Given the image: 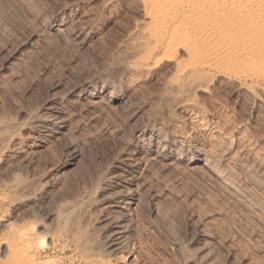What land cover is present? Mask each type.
I'll list each match as a JSON object with an SVG mask.
<instances>
[{
    "label": "bare ground",
    "instance_id": "6f19581e",
    "mask_svg": "<svg viewBox=\"0 0 264 264\" xmlns=\"http://www.w3.org/2000/svg\"><path fill=\"white\" fill-rule=\"evenodd\" d=\"M117 1L123 10L128 12L134 6L140 15L125 30L112 60L120 63L123 75L145 72L149 76L154 82L149 83L154 86L148 90L152 91L150 105L145 109L134 100L139 82L136 74L121 80L115 73L111 80L83 79L61 91L54 86L45 98L31 104L28 98L29 106L24 108L19 103L20 107L15 106L17 99H5L7 108L5 105L6 109L0 111V169L6 171L10 182L13 205L22 209L29 203L35 206L45 201L49 195L48 200L52 198L59 171L75 165L83 154L76 141L78 118H105L96 127L101 129L88 131V138L92 143L104 136L112 138L115 147L101 161H90L94 171L90 170L92 174L86 175L78 191H71L72 195L64 192L60 199L55 192V200H49L51 204L58 200L54 209L46 206L45 211L37 204L51 223H42L41 218L37 223L39 234L33 236H49L53 227L59 228L63 240L58 257L62 264H118L131 257L139 262L145 231L150 228L179 255L182 264L224 263L225 255L239 261L242 250L252 258L258 251L256 260L264 264V154L254 149L255 139L254 143L252 138L248 141L244 130H250V137L262 139L264 131L261 134L258 128L259 118L242 113L239 107L250 103L264 121V0H103V8ZM17 2L20 6L24 1ZM24 5L25 14L30 16L28 6L32 5ZM43 15L32 17L36 30L5 49L0 69L13 66L14 59L22 56L25 48H34L41 37L59 35L75 21L69 15L54 13L52 21L47 22L48 16ZM77 27L76 36L82 39L85 35ZM223 94L234 98V122L229 113L225 115L227 111L223 114L215 105L216 97ZM60 145L67 164L56 168L58 164L50 163L25 171L27 164L24 168L21 162L28 156L42 155L44 161L43 156L48 157L45 152L51 154ZM180 216L184 227L195 224V239L188 232L177 236L171 232L173 221ZM138 218L148 226L142 221L139 225ZM43 237L38 239L42 241ZM31 238L32 234L23 233L20 242L10 245L17 259L20 254L29 260L42 255L30 253ZM65 248L74 256L67 255ZM48 253L44 250L43 254Z\"/></svg>",
    "mask_w": 264,
    "mask_h": 264
},
{
    "label": "rangeland",
    "instance_id": "374dc122",
    "mask_svg": "<svg viewBox=\"0 0 264 264\" xmlns=\"http://www.w3.org/2000/svg\"><path fill=\"white\" fill-rule=\"evenodd\" d=\"M7 1L8 0H0V4H1L0 5V16L2 17V19L0 17V37H1L0 38V51H1L0 57H2V58L4 56V55L1 56L2 53H4V51L6 52L5 49H7V48L9 49L11 46L16 45L19 42V40L23 39L27 35V33L30 30L35 28V23L33 21L34 20L33 18L36 19L37 17H41V16H44L43 14H46V17L47 16L48 17L47 18L43 17V18H45L47 22H50V21H52L51 15L54 13H57V14L62 15V16H64V15L68 16L69 15L68 17H70L71 20L74 19L75 21L72 20L74 24L71 22L72 24L71 23L69 24L70 27L69 26L65 27L63 33L61 32V33H59V35L55 36V34H48V35L41 37L36 44L37 46L35 45V47L32 49H30L29 47L25 48L22 56H20L18 59H14L15 62L12 60L13 66L11 64H10L11 67H10V65H8V66L4 65L0 69V84H1L0 89L1 90L3 89L2 91L0 90V96H2V97H0V111H1V109H2V111H4L3 109L5 108V105H6L5 99H8V100H16L17 99L16 100L17 104L15 103V101H13L15 103V106L17 108H18V106L20 107V105H18V103H19V104H21V107L24 108V107H27V105L29 106L30 100L28 98H30L32 100V102H30V104L33 103V101L34 102L38 101L39 98L40 99H42L43 97L45 98L49 94V91H51V89L54 88V86L57 88V91H61L62 89H66L69 86L80 83L83 79H91L94 77H101V78L108 79V77H109L108 80H111L113 78L112 76H114V73H115V75L117 74L119 77H121V80H123L124 76L125 77L127 75L132 76V74H129V73L128 74L124 73V75H123L122 68H119L120 63L118 61L113 62V60H112L114 58V57L112 58V56H115L114 52H116V50H117L116 48L119 47L121 40H123L122 39L123 35H125L126 31H128L127 30L128 28L130 29L132 27V26L129 27V25L133 24L134 21L139 19L138 15H140V14L138 12H136L132 3H130V4L133 6L132 8L135 11H133L131 8V10H129L130 13H128L129 11L127 12V11L123 10V7L120 5L121 2H119V1H117L118 3L114 2L113 4H111L109 6H105V8H103L104 7L103 2H102L103 0H35V1L34 0H32V1L31 0H28V1L23 0L24 2L20 6H19L17 0H15L16 2H14V0H9L8 2ZM32 2H33V4H32ZM36 2H38L39 4H35ZM27 3L28 4L30 3V5H32V6L31 7L28 6ZM24 4H26L28 6V12H30L29 14H31L30 16L25 14V10H27V9H25L26 6ZM34 7H36V8H34ZM23 9H25V10H23ZM41 13H42V15H41ZM34 16H36V17H34ZM133 18H136V20ZM87 21H88V23H87ZM80 24L81 25L83 24L84 27L83 28L80 27L79 26ZM77 26H79L80 28H78ZM72 27H73V29H71ZM74 27H77L78 29L77 28L76 29L80 30L81 35L83 34L82 36L85 35L82 39H79L80 37L76 36V33H75L76 30L74 29ZM11 29H12V31H11ZM36 29L37 28H35V30ZM71 34H75V36L71 35ZM11 38H13V39H11ZM47 39H48V41H47ZM83 41H84V43L86 42L85 45L82 44ZM2 58H0V61H2ZM117 62H118V64L115 65V63H117ZM113 63L115 66L113 65ZM12 68H14V69H12ZM15 69H17V70H15ZM112 69H115V71L117 70V72H115V71L112 72ZM118 69H120V70H118ZM9 70L14 72L13 76L11 75L12 73H11V71L9 72ZM118 71H119V73H118ZM15 72H17V73L15 74ZM18 72H19V76L17 75ZM135 74H136V77H135ZM135 74L132 77H135V79L139 80V82L137 83L138 86L136 87L137 89L135 92V94L137 96L134 98V100L140 102V103L137 102V103H139V104H137L138 106L141 105V106H143V108L146 109V107L148 108V106L150 105V101H149L150 98L149 97H151V94H149V93H151L152 91L151 92H149V91L153 90L154 86H152V85H154V82H151V80H149V76L145 72L143 74H142V72H140V74L139 73L138 74L135 73ZM105 75H107V77ZM11 78H13V79H11ZM11 82H14V83H11ZM150 82L152 85L149 84ZM120 83H121V81H120ZM120 83H117V85L119 84L118 86H121L122 83H121V85H120ZM140 85H142V86H140ZM147 86H148V89H146ZM2 93L5 94L6 98H4ZM7 94H8V97H10V98L7 97ZM10 95L12 96V98ZM225 95H227L228 98L225 97ZM223 96H224V98H223ZM223 96L220 95V96L216 97V102L218 100H220L221 102H219V101L217 103L215 102V105L217 106V108L221 109L220 110V111H222L221 113L224 114L227 111L225 113V115L227 113H229V114H227V116H229V118H230L233 114H235L233 109H232L233 108L232 106L235 105L234 102H232V101H234V98H233V96H231L232 98L229 99L230 98L229 94H223ZM143 98L144 99L147 98V100L144 101ZM218 98H220V99H218ZM223 99H224L225 103L222 102ZM225 100L227 101V104H226ZM26 101H28V102H26ZM229 101L232 103H230ZM143 102H145V103L143 104ZM222 103H223V105L226 104L224 106H227V107H224L222 105ZM244 104L239 106V107H241V109H243L241 112L250 116V117L257 118V119L259 118L258 120L257 119H255V120H257L259 122L258 124L261 127L259 126L258 128L262 134V132L264 131V126H263L264 121L260 120L262 118L259 117L260 115H259L258 109L255 106H251L250 103H244ZM219 105L220 106L222 105V107L220 108ZM229 107H231V108H229ZM6 108H7V105H6ZM256 115H258V116H256ZM81 116L83 117V115H81ZM81 116L79 119L78 118L79 116L77 115L78 120H80V121H78L79 122L78 126H80V127H78V129H77L78 131L75 132L78 136L76 134L75 135L77 137L76 141L79 144V146L81 147V150L83 153L82 154L83 158L82 157L79 158L78 162L75 163V165H71V166H68L67 168H63V170H65V172L64 171L60 172V171H62V170H60L59 174L57 173L59 177L57 176L56 180L58 179L57 183L58 182L59 183L56 185V186H58V187H56L57 189H55V191H53L54 194L57 191L55 194V196H57L56 197L57 199L64 197L65 196L64 192H66L65 194H67V195H72V194H69V193H71V191H72V193L78 191V189H80V187H81L80 185L82 184L83 179L85 181V179H87L92 174V172L94 171L93 170L94 167L92 168L91 166H93V165H91V164L98 162V160L101 161V159H104V157L107 155L106 153H108L110 148L113 149L115 147V144H114L115 139L113 140L112 138H108V137L104 136V138H101V139L98 138L99 140H94V143H92V139L88 138V131L90 129H93V127H95V128L99 127L100 124H102L103 119L105 121V118H103V119L99 118L100 119V121H99V119L98 120L97 119H91L90 116L84 115L83 118ZM232 117L233 118H230V119L233 122L235 121L234 119L237 120L236 115L232 116ZM74 120H75V118H74ZM74 120H73V122H75ZM260 128H262V129H260ZM98 129H101V127ZM247 130L248 129L244 130V133L246 131V133H245L246 139L248 141H250L249 139L252 138L251 142H253V143H254L253 140L255 139L256 144L254 143V145H255L254 149L256 151L258 149V153L261 151L260 154H264V142H263L264 139H262L260 136L258 137L256 135H255L256 138H254V136L250 137L253 134L250 132V130L248 132H247ZM260 132H258V133H260ZM248 134H250V135H248ZM257 138H259V140ZM96 144H97V146H96ZM112 146H113V148H112ZM51 154H50V152L49 153L45 152L44 155H46L48 157L46 159L45 156H43L44 161L42 160V155L40 157L38 155L28 156V158L26 159L27 161L23 160L21 162V164L23 163V167L25 166V164H27L25 166V167H27V169L24 167L25 171L29 170L30 172H32L35 169V167L37 169V168L42 167L43 165L49 166L51 164H53V165L58 164L59 166L56 168H59V167L63 166L64 164H67L65 159H64V156H65L64 155L65 154L64 148H62L61 145L54 148V150H52ZM34 156H35V159H34ZM37 157H38V159H36ZM90 161H92L93 163L92 162L90 163ZM38 164H39V166H38ZM29 165L31 166V168L32 167L33 168L31 169ZM20 167L23 168L22 166H20ZM86 167H88V168H86ZM90 170L92 171L91 174L89 173ZM1 171H3V172L0 173L1 174L0 179H1V177L2 178L5 177L6 179H3V181L4 180L5 181L7 180V181L3 182L2 179L0 180V182L1 181L3 182V183H0V239H1V241H0V264H20V263L21 264H26V263L27 264H51L52 261H53L52 264H54V263L55 264H62L60 257H58L62 254L60 243H62V240H63V238L61 237V234H59L60 233L59 228L53 227L52 233L49 236H45V237L42 236L43 237L42 241L39 240L42 238L41 236L38 235L39 239L33 236L39 230L38 225H37L38 221L41 222L43 220L42 223H47V224H48V222L51 223L49 221L50 219H48L44 215L45 211L48 210V209H46V206H47V208L53 206V208L52 207L51 208L54 209L56 207V205L54 203L58 200H56L54 203L52 202V204H51V201L49 202V200H51V199H52V201L55 200L54 194L51 193L53 195H52V198H50L49 200H48V197H50V195L47 197V199L45 201H42L40 203H35V206H33L34 203H29L30 205L29 204L28 205H29L30 209L28 208V205L22 207V209L16 208L13 205V200H12L14 197L9 192L10 191L9 190L10 182L8 181L6 171H4V169H0V172ZM23 171H22V174L25 175L24 174L25 171L24 172ZM4 174L6 176H4ZM86 175L88 177H86ZM83 184H82V186H83ZM10 199H11V202H10ZM37 204L39 206L42 205L41 208L45 207L44 208L45 211L43 212V209H41V208L39 209ZM47 204H49V205H47ZM30 206L34 209H32ZM35 207H36V209H39V211L36 210ZM24 208H28V209L25 210ZM51 208H49V209H51ZM31 210H32V212H31ZM24 213H27V214H24ZM32 214H34L35 217H34V215L32 216ZM21 215L22 216L24 215V217H22ZM26 215L30 216V217H27ZM41 218H42V220H41ZM182 218L180 216L179 220H181V221L176 220V219H175L176 221L175 220L173 221L176 224L173 223L174 227H171V232L174 233L173 235H175V236H177L179 233L181 235H184V233L188 232L189 235L188 234L187 235L190 238L192 237V239H195V236L197 234V229H196L195 224L191 223L188 226L184 227L185 223H184V220ZM140 221L143 222V225L145 224L144 226H146V225L148 226V224H146L147 223L146 221H143L140 219L137 223L139 224ZM182 221L184 224L182 223ZM138 224H137V226L140 227L139 226L140 224L139 225ZM36 226H37V228L35 229ZM184 230H186V231H184ZM207 230L208 229H206V232H208L210 229L208 231ZM18 231H19V233H18ZM145 232H146L145 238H144L145 243L142 244L143 245V247H142L143 251L141 254L142 257L140 258V261L135 262L133 259H131L132 258L131 257V258H129V261L124 260V263H123V260H122V262H119L118 264H179V263L182 264L181 258L179 257V255L167 247L164 240L161 239V236L158 235L157 232H155L154 230H151V228L147 229V231H145ZM23 233H26L28 235L32 234V238L30 239L31 240V242H30L31 252L30 253H32V254L35 253L36 256L38 253H42V255L38 256L37 258L33 256V259H30V260H29V258L21 256V254H20L18 259L16 258V256L12 252V246H10V245H13V247H14L15 244L17 243V241L20 242V239H21ZM37 234H39V232L36 233L35 236H37ZM35 238L38 239V241ZM34 239L36 241H34ZM47 239H48V241H47ZM43 242H44V244H43ZM38 243H40V244H38ZM4 247H6V248H4ZM2 248H4V249H2ZM237 249H236V251L240 252L241 249L239 247H237ZM44 250H47L49 252L48 255L45 256L43 254ZM1 251H3V253ZM65 251H67V255L69 254L71 256H74V252L71 249L67 250V248H65ZM243 251H245V250H242L243 254L242 253L239 254L237 252L239 254L240 259H241V255H243L242 259H241L242 261L244 260L243 263L239 258H238L239 259V261H238L237 257H227L225 254H223V255H225L224 256L225 258L223 260L224 263L222 261L220 263L221 264L222 263L223 264H228V263L229 264H239V263L240 264H249V263L253 264V263H251V260L255 257L252 258L251 257L252 254H250L251 259L249 260V258H250V257H248L249 253H247L246 251L245 252H243ZM255 253H253V256H256V258L260 257L259 256L260 253L258 251L257 252L255 251ZM223 255H222L221 260L223 259ZM177 256H178V258H177ZM232 258H234V259H232ZM256 258H255V261H253L254 260L253 259L252 262H254V264H260L259 262H257ZM130 260H132V261H130ZM43 261H44V263H42ZM55 261H58V262H55ZM225 261H227V262H225ZM30 262H32V263H30ZM59 262H61V263H59ZM76 262H79V261L76 260Z\"/></svg>",
    "mask_w": 264,
    "mask_h": 264
}]
</instances>
